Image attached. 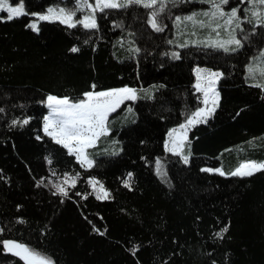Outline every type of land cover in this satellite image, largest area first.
I'll list each match as a JSON object with an SVG mask.
<instances>
[{"label": "trees", "instance_id": "1", "mask_svg": "<svg viewBox=\"0 0 264 264\" xmlns=\"http://www.w3.org/2000/svg\"><path fill=\"white\" fill-rule=\"evenodd\" d=\"M77 1L23 3L38 15ZM249 5L225 7L240 10L243 26L232 52L173 45L176 18L208 6L190 0L105 9L91 29L43 21L36 31V15L8 19L0 10V264H26L4 241L53 264H264V170L231 175L264 162V87L254 86L264 75L248 73L264 24ZM197 67L221 72L220 101L189 131L186 163L165 144L202 107ZM125 87L137 99L110 117V133L90 149L93 167L44 131L47 97L78 102ZM66 177L64 195L54 185Z\"/></svg>", "mask_w": 264, "mask_h": 264}, {"label": "snow or ice", "instance_id": "2", "mask_svg": "<svg viewBox=\"0 0 264 264\" xmlns=\"http://www.w3.org/2000/svg\"><path fill=\"white\" fill-rule=\"evenodd\" d=\"M211 4L214 11L204 12V16H208L211 19L219 17H224L227 15V20L225 23L227 25H232L234 21L239 20L238 10L232 9L230 13H225L221 7L223 4H227L228 0H220V3H217L216 0H208ZM252 4V15L260 18L264 15V0H249ZM16 3L19 6H13L9 4L8 0H0V10L6 11L8 13L7 18L12 19L15 17H19L21 15H36L29 14L24 11L23 0H16ZM133 3L140 4L145 8H155L157 6V0H125V3H119L118 0H96L95 7L93 8V12L96 9H100L103 11L104 9L109 8H120L127 7ZM81 4L85 7H92V5L87 4V0H81ZM75 13L74 12H65L63 8L59 10L49 8L48 15H39V20H49L52 18L59 19L61 23L67 24L69 27H75L76 23H81L85 28H95L97 25L95 23L94 17L90 14L86 19L76 21L73 19ZM153 19L151 21L152 27L156 31H161L162 29L158 26L157 21L155 19L157 13L153 12ZM211 19L209 21V25L211 23ZM187 20L192 21L194 24L198 23L201 27L205 26V22L203 20L197 21L195 16L187 17ZM33 29H36L37 25H30ZM218 27V26H217ZM239 27V24H237ZM215 31V28L213 29ZM228 43H234L236 45H240V41L236 39H232L228 41ZM219 47L225 48V51L228 49L225 47L224 43H219ZM73 52L77 51L76 48L72 49ZM174 56L177 54H173ZM254 71L253 68H249V73ZM264 75V70L261 72ZM211 76H218V73H211ZM256 87H264V84H256ZM93 87H95L93 85ZM196 87L199 89L200 85L197 84ZM85 99H81L78 102H70L68 98L58 99L56 97L49 96L47 97L48 106L52 109V113L49 117H47V123L44 125V131L49 135L53 136L56 139V143H64L65 147L69 148V152L71 153L73 149L69 147V144L65 141H76L78 144L82 146L91 145L94 142V139L98 138L102 133H106L107 129L105 127V122L107 120L108 113L110 111H114L115 108L125 99L135 100L136 92L130 88H122L115 89L111 91H101L99 93L88 92L85 93ZM205 104L208 102V94L205 91ZM213 104L215 105V100H213ZM2 111V109H0ZM214 111L213 109L209 110ZM203 114V110L195 113V117H200ZM194 117V118H195ZM28 121L25 120L24 123ZM189 125L193 123V119L188 120ZM185 127V126H182ZM49 128H52L53 131H49ZM176 129H173L175 132ZM90 134V135H89ZM171 135V133H170ZM172 151L173 149H169ZM82 151V149H81ZM185 162L187 163V157H184ZM89 162V166H90ZM264 170V163L256 164L254 162H248L242 164L239 168L231 173L233 176H250L253 174L255 170ZM206 171H210L207 170ZM219 171V170H217ZM221 175L224 173L221 171ZM71 179L70 177L65 178V183ZM73 186L75 185V180H72ZM127 187V183L125 184ZM57 188V191L67 195V192L60 185H54ZM108 195L107 192L104 193V197L106 198ZM101 198V197H98ZM224 232L227 231V228L223 229ZM219 235V234H218ZM4 247L9 251H14L15 255H18L23 259L26 264H53V262L45 256H42L40 253L28 248L25 245L14 241H4Z\"/></svg>", "mask_w": 264, "mask_h": 264}, {"label": "rangeland", "instance_id": "3", "mask_svg": "<svg viewBox=\"0 0 264 264\" xmlns=\"http://www.w3.org/2000/svg\"><path fill=\"white\" fill-rule=\"evenodd\" d=\"M168 1L173 2L176 0H157V5L163 4V3L168 2ZM190 1L201 3L203 5H208V6L206 8L201 9L196 14L183 15V16H178L176 18V21L174 23V29H175L174 40L172 42L174 46H177L178 48H184V47H189V46H201V47L213 48V49L225 51V48L218 46L219 43H224L225 47L228 49L226 52H232V51H236V50L241 49L242 43L239 40L238 35H237V32L240 29H242V27H243L239 9H237V10H238V16L240 17V19L234 21L232 25H227L225 23V21L228 18L227 15H225L224 17L217 16L214 19H211L210 17L203 15L204 12L214 11V9L212 8V6L208 2V0H190ZM118 2L123 4V3H125V0H118ZM216 2L220 3V0H216ZM95 3H96V0H94V1L87 0V4L92 5V7H85L81 4V0H78L76 2V5L71 8L72 9L71 11H68L64 7H51V8L56 9V10L63 8L66 13L67 12H74L75 15H74L73 19L76 21H79L78 20L79 15L82 16L81 20H84L91 14L94 17L95 23L97 25L96 14H97V12H100L101 10L96 9L93 12V8L95 7ZM229 3H230V0H228L227 4L221 5L223 11L226 14L230 13V11H231V10L227 11L225 8ZM9 4H10V2H9ZM17 6H19V5H17ZM23 6H24V3H23ZM248 8L251 11V9H252L251 3H250ZM1 11H3V10H1ZM24 11L26 12L25 6H24ZM3 12H5L8 15V13L6 11H3ZM39 15H48V10L46 13L38 14L35 16L36 20L34 22H32V24L37 25L36 29H34L36 31L38 30V26H39L40 22H43V21L60 22L59 19H55V18H52L49 20H39L38 19ZM193 15L195 16L197 21L203 20L205 22V26L201 27L198 23L194 24L192 21L187 20V17L193 16ZM251 16H252L254 22H256V24H258V25L264 24V15H262L260 18H258V17L253 16L252 11H251ZM152 19H153V17L151 18V21H152ZM210 19H211V23L209 25ZM63 24H65V23H63ZM76 24H78V23H76ZM237 24H239V27H237ZM189 25H191V26H189ZM192 26L197 27V28L193 29ZM214 28H215V31H213ZM89 29H91V28H89ZM232 39L239 40L240 45L238 46L234 43H228V41H230ZM263 63H264V49L260 52L259 56H256L251 61L250 65L248 66V73H249L250 67L254 69V71L252 73H249V75L251 77H256L258 75H262L261 72H262V70H264V64ZM194 73L196 76V85L197 84L200 85V88L198 89L196 87V89L201 94V97H202V107L198 111L203 110V114L200 117H195V114H194L191 118H189L188 120L193 119V123L190 125L187 123L188 122V120H187L181 126L173 128V129H176L175 132H173V129L170 130V132L167 136L166 144H165L166 151H168L169 153L180 156L184 161H185L184 157L186 156L187 162H189V160H190V155H188V152H187L188 133L196 125H198L202 122H205L208 119L210 113L214 112L215 109L217 108V106L219 104V100H220V95H219V91H218V82H219V79L222 75L221 72L213 71V70L206 69V68H200V67H197L195 69ZM211 73H218L219 75L218 76H211L210 75ZM113 90H115V89H113ZM107 91H111V90H107ZM205 91H207V94H208L207 104H205V102H204L205 101ZM135 92H136V99H137L138 92L137 91H135ZM58 99H62V98H58ZM135 100L125 99L115 108L114 111H110L108 113L107 120L105 122V127L107 129L106 133H102L98 138L94 139V142L91 145L82 146L74 140L73 141H65L66 143L69 144V147H71L73 149V151L71 153L74 154L78 158V161L84 167H86V168L93 167L94 161L90 157V154H89L90 149L94 148L97 145L98 140L102 136L108 135L110 133V130L108 127V121H109L110 117L114 113H116L125 103L132 102ZM213 100H215V105L213 104ZM47 107H48L49 112H48V115L46 116V122L45 123H47V117H49L52 113V109L48 106V101H47ZM213 108H214V111L210 112L209 110L213 109ZM182 126H185V127H182ZM49 131L51 132V131H53V129L49 128ZM170 133H171V135H170ZM51 137L56 141V139L53 136H51ZM59 144L64 146V143H59ZM65 148H67L69 150L68 147H65ZM81 149H82V151H81ZM169 149H173V150L170 151ZM89 162H91L90 166H89ZM254 163H256V162H254ZM262 163H264V162H262ZM243 164H245V163H243ZM256 164H261V163H256ZM206 169L210 170L208 172L214 173V174H220V172L222 171L225 175V171L223 170V168H217V169L205 168L204 170L206 171ZM217 170H219V171H217ZM260 170L261 169L255 170L253 172V174L260 171ZM67 185H68V182L67 183L62 182V184L60 186H62L65 190V188H67ZM97 189H99L98 191L100 193L103 192V189L100 187V185L97 186ZM5 249H6V253L15 255L14 251H9L7 248H5ZM15 256L21 258L18 255H15Z\"/></svg>", "mask_w": 264, "mask_h": 264}, {"label": "crops", "instance_id": "4", "mask_svg": "<svg viewBox=\"0 0 264 264\" xmlns=\"http://www.w3.org/2000/svg\"><path fill=\"white\" fill-rule=\"evenodd\" d=\"M222 76V75H221ZM221 78V77H220ZM220 101V100H219Z\"/></svg>", "mask_w": 264, "mask_h": 264}]
</instances>
